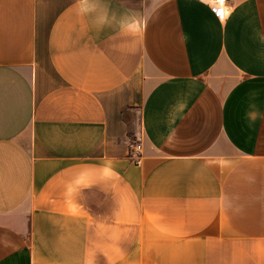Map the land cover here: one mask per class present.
I'll return each instance as SVG.
<instances>
[{"label": "crops", "instance_id": "1", "mask_svg": "<svg viewBox=\"0 0 264 264\" xmlns=\"http://www.w3.org/2000/svg\"><path fill=\"white\" fill-rule=\"evenodd\" d=\"M0 264H264V0H0Z\"/></svg>", "mask_w": 264, "mask_h": 264}, {"label": "built area", "instance_id": "2", "mask_svg": "<svg viewBox=\"0 0 264 264\" xmlns=\"http://www.w3.org/2000/svg\"><path fill=\"white\" fill-rule=\"evenodd\" d=\"M224 0H214V3H221ZM129 157L131 160L136 163L140 164L143 158V144L139 141H135L131 144Z\"/></svg>", "mask_w": 264, "mask_h": 264}, {"label": "bare ground", "instance_id": "3", "mask_svg": "<svg viewBox=\"0 0 264 264\" xmlns=\"http://www.w3.org/2000/svg\"><path fill=\"white\" fill-rule=\"evenodd\" d=\"M221 9V8H220Z\"/></svg>", "mask_w": 264, "mask_h": 264}]
</instances>
